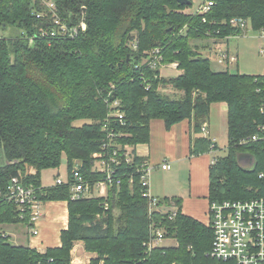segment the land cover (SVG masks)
I'll list each match as a JSON object with an SVG mask.
<instances>
[{
	"label": "trees",
	"instance_id": "obj_1",
	"mask_svg": "<svg viewBox=\"0 0 264 264\" xmlns=\"http://www.w3.org/2000/svg\"><path fill=\"white\" fill-rule=\"evenodd\" d=\"M44 1L0 0V152L6 159L0 165V225L27 224L4 197L15 177L44 203L67 202L69 224L61 245L44 252L13 245L0 233V264H75L72 250L78 241L98 255L91 264H223L210 257L211 226L183 214L181 199H173V219L161 209L169 199L159 200L150 212L138 172L146 161L135 150L131 164L120 153L114 180L121 183L114 181L107 196L73 199L70 182L45 187L42 172L60 168L66 159L71 179L78 162L93 188L106 179L94 164L108 160L118 146L148 143L152 120H163L167 129L192 120L194 131L202 134L212 105L225 103L227 154L210 168V203L264 198L259 177L264 141L240 144L264 125V75L217 72L192 44L242 35L231 24L234 19L264 30V0H204L213 3L204 14L186 13L192 3L183 6L177 0H49L69 26L86 22L77 36L66 39L42 36L53 27ZM156 49L164 64L176 63L182 73L161 78L160 70L148 65V52ZM164 86L182 96L161 94ZM80 121L85 122L77 126ZM213 145L217 149L200 136L192 154L208 153ZM152 223L177 245L148 253L144 245Z\"/></svg>",
	"mask_w": 264,
	"mask_h": 264
},
{
	"label": "built area",
	"instance_id": "obj_2",
	"mask_svg": "<svg viewBox=\"0 0 264 264\" xmlns=\"http://www.w3.org/2000/svg\"><path fill=\"white\" fill-rule=\"evenodd\" d=\"M44 4L52 14L53 27L49 34L42 32L43 37L50 35V37L59 39L74 38L78 35L80 29L86 28L87 25L84 20L78 26H69L60 19L56 5L52 1L45 0ZM212 5V2L202 5L197 13H207ZM41 16L38 15V18H41ZM231 24L240 28L243 35L246 34L250 27V23L242 19H234ZM261 36L264 38V30L261 31ZM260 54L264 57V46L261 48ZM216 55V61L219 64L228 67L237 63V56L228 50H218ZM162 64L163 57L160 54V50L156 49L148 58V65L152 69H158ZM176 65L178 67V64ZM118 104V102L115 103V105ZM261 111L264 113V106ZM116 115L120 120L123 119L122 113L117 112ZM258 130V134L248 139H243L240 144L246 145L250 142L264 141V125L259 126ZM203 131H206V125H203ZM212 150H214V145ZM122 152L125 161L129 164L133 163V147L129 145L118 146L108 160L98 161V167H95V169L105 172L106 179L96 183L93 188L85 180L78 166L72 171L71 179L68 177L65 179L61 175L57 176L55 185H64L70 182L73 199H79L83 196H94L96 191H99L102 196H107L108 188L114 184V181L117 185L121 183L119 179L114 180V175L117 172V167L121 164L119 155ZM216 162L217 159H213L212 165H215ZM168 168L169 165H163V169ZM138 172L141 173V185L145 188L143 196L150 200V212H153L159 207V199L153 197L150 193L151 168L145 162L138 166ZM259 177L264 179V172ZM4 197L7 201L16 205L20 212V219L26 220L32 235L37 236L39 231L36 226L44 216V202L38 198L35 189L32 186L25 185L19 177H15L11 180L8 192ZM1 199L2 193L0 192ZM108 207L106 205V209ZM161 209L171 212L170 219L176 216L177 207L175 205L164 206ZM209 226H211L214 233L210 257L217 259L223 264H264V198L211 204ZM165 240V230L156 223H152L151 237L144 246L147 247L149 253L156 248L163 247Z\"/></svg>",
	"mask_w": 264,
	"mask_h": 264
},
{
	"label": "crops",
	"instance_id": "obj_3",
	"mask_svg": "<svg viewBox=\"0 0 264 264\" xmlns=\"http://www.w3.org/2000/svg\"><path fill=\"white\" fill-rule=\"evenodd\" d=\"M222 45L223 40H217L208 50L214 51ZM177 93L182 96L181 92ZM216 104H221V110L227 115L228 106L225 103ZM205 125L206 131L197 134L192 120H184L171 129H167L161 119L152 120L150 141L138 144L133 150L151 168L150 193L153 197L159 200L169 199V206L175 205L173 199H181L183 214L210 225V168L213 159H217L212 153L217 151L218 144L210 130V122ZM200 136L211 139L217 145V149L197 156L193 155L195 139ZM165 164L169 165L168 169H163ZM68 224L67 202H47L44 203V216L36 226L39 231L37 236L32 235L29 225L26 227V232L20 231L18 225H0V233L9 237L13 245L29 246L44 252L48 248L61 245V233L68 228ZM83 246V242L76 243L72 251L73 263L80 264L93 257L86 252L83 258Z\"/></svg>",
	"mask_w": 264,
	"mask_h": 264
},
{
	"label": "rangeland",
	"instance_id": "obj_4",
	"mask_svg": "<svg viewBox=\"0 0 264 264\" xmlns=\"http://www.w3.org/2000/svg\"><path fill=\"white\" fill-rule=\"evenodd\" d=\"M192 5L187 8L185 11L186 13H196L202 5H204V0H191ZM2 33V32H1ZM3 35H9L8 32H4ZM221 41L223 40L222 47L218 46L216 50L210 51L209 48L214 46L215 41ZM208 39V40H195L192 41V44L194 46L198 47V51L211 59L212 61V68L219 72V71H226L229 70L231 73H239L243 75H264V57L260 54L261 48L264 46V38L261 36V31L256 32L252 30L251 25L249 27V30L246 32V34H242L240 36L235 37H228L224 39ZM228 50L235 56H237V63L225 66L223 64H219L216 61V53L218 50ZM153 51H149L148 54L151 55ZM216 52V53H215ZM150 57V56H149ZM144 61H147L146 59ZM176 66V67H175ZM160 70V77L169 79L172 77H176L179 75V72L182 73V71L178 70V67L176 63L173 64H162L161 67L158 68ZM160 93L166 96L175 97L178 98L179 94L174 88L164 86L160 88ZM221 104H214L211 108V114H210V127L211 132L217 139L218 149L214 154L215 157L220 158L224 157L227 154V144H228V135H227V115L225 112L221 110ZM85 121L77 122V126H81ZM205 125V124H204ZM6 164V159L4 157L3 152H0V165ZM95 167H98V162H96ZM75 166H79L78 162H75ZM61 175L65 179L68 176L67 172V163L66 159L63 161L62 165L58 169H49L42 172V183L46 187H51L55 185V179L57 176ZM95 197L100 196V192L96 191L94 193ZM156 198V197H155ZM44 211V207H43ZM115 215L119 214L118 210H115ZM100 216H98L99 218ZM27 224L21 223L18 224L17 228L22 231L26 232ZM82 242V241H78ZM76 242V243H78ZM74 244V247L76 245ZM83 258L84 255L86 256V252L90 253L85 248V243L83 242ZM164 246H176L177 241L173 239H167L163 243ZM73 247V249H74ZM73 251V250H72ZM92 254L91 259H87L86 261H82L80 264H91V261L98 257L96 253H90ZM79 264V263H78ZM99 264H104V260H101Z\"/></svg>",
	"mask_w": 264,
	"mask_h": 264
},
{
	"label": "water",
	"instance_id": "obj_5",
	"mask_svg": "<svg viewBox=\"0 0 264 264\" xmlns=\"http://www.w3.org/2000/svg\"><path fill=\"white\" fill-rule=\"evenodd\" d=\"M177 2L183 6H189L191 4V0H177Z\"/></svg>",
	"mask_w": 264,
	"mask_h": 264
}]
</instances>
